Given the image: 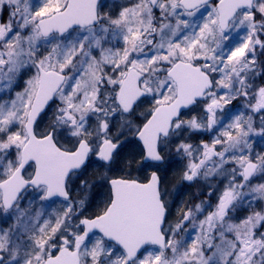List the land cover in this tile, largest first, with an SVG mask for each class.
I'll list each match as a JSON object with an SVG mask.
<instances>
[{
	"label": "snow or ice",
	"instance_id": "snow-or-ice-1",
	"mask_svg": "<svg viewBox=\"0 0 264 264\" xmlns=\"http://www.w3.org/2000/svg\"><path fill=\"white\" fill-rule=\"evenodd\" d=\"M257 138L264 0H0V264H264Z\"/></svg>",
	"mask_w": 264,
	"mask_h": 264
},
{
	"label": "rangeland",
	"instance_id": "rangeland-1",
	"mask_svg": "<svg viewBox=\"0 0 264 264\" xmlns=\"http://www.w3.org/2000/svg\"><path fill=\"white\" fill-rule=\"evenodd\" d=\"M256 143H257V150H260V146L262 145V143L259 141V138H257ZM171 174H172V177H173V175H174V170H173V171H169L168 175L171 176ZM171 187H172V186L170 185L169 188L171 189ZM186 190H189V189H186ZM192 191H193V190H192ZM192 191H190V192L188 193L187 199H188V197H189L190 194H192V193L195 192V191H194V192H192ZM173 211H175V209H174Z\"/></svg>",
	"mask_w": 264,
	"mask_h": 264
},
{
	"label": "flooded vegetation",
	"instance_id": "flooded-vegetation-1",
	"mask_svg": "<svg viewBox=\"0 0 264 264\" xmlns=\"http://www.w3.org/2000/svg\"><path fill=\"white\" fill-rule=\"evenodd\" d=\"M168 178L171 180V179H172V174H171V176L168 175ZM169 186H170V185H169ZM192 190H193V191H192ZM190 191L194 192L195 189L185 190L182 199H185V200H186V199H187V196H188V193H189ZM192 194H193V193H192ZM177 206H179V200L177 201Z\"/></svg>",
	"mask_w": 264,
	"mask_h": 264
},
{
	"label": "trees",
	"instance_id": "trees-1",
	"mask_svg": "<svg viewBox=\"0 0 264 264\" xmlns=\"http://www.w3.org/2000/svg\"><path fill=\"white\" fill-rule=\"evenodd\" d=\"M260 141V140H259ZM262 143V145H264V142L260 141Z\"/></svg>",
	"mask_w": 264,
	"mask_h": 264
}]
</instances>
